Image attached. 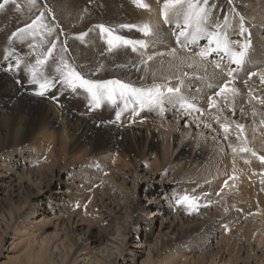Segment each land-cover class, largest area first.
<instances>
[{"label": "rangeland", "instance_id": "1", "mask_svg": "<svg viewBox=\"0 0 264 264\" xmlns=\"http://www.w3.org/2000/svg\"><path fill=\"white\" fill-rule=\"evenodd\" d=\"M25 1L8 0L0 8V264H41L40 261L31 260L39 249L46 251V254L41 253L45 264L48 260L52 264H157L160 261L162 264H195L202 257L204 264H264V233L261 231L257 235L254 228L264 214V183H261L264 163L259 160L256 167L249 166L247 169L251 172L247 171L248 176L244 181L238 179L232 183L229 177L216 181L204 158H191L190 155L197 151H192L193 145H179L176 142L170 149L168 147V154L164 157L157 148L142 152L143 141L139 147L131 142L128 147L120 144L113 148L109 144L96 142L97 132L102 129L100 126L112 124V119L102 113L109 101L101 100L96 106L89 94L80 95V88L75 92L63 84L61 72L57 69L63 70L67 65L90 81L102 83L118 79L133 88H141L140 81L127 82L125 69L119 68L121 63H116L119 67L114 66L110 75L101 74L97 65L103 55L98 54L99 43L89 49L90 54H86L85 48L78 51L77 56L70 50L73 43L69 38L72 40L75 37L84 43L86 37H97L100 23L96 16L98 2L103 0H91L90 5L77 9L84 16L90 14L94 22L90 29H73L71 34L58 28L46 0L31 1L34 7L29 15L31 22L26 24V37L18 36V24H11L8 36H4L1 25L16 23L17 16L25 13ZM3 2L0 0V3ZM126 2L123 4L120 0L119 5L118 0H105L101 8H105L110 15L107 16L108 20L112 22L104 27L110 29L113 35L130 42L122 45V51L127 56L133 49L131 43L141 45L148 40L141 34L146 25L138 23L140 16L130 20L123 16ZM189 2L196 4L198 9H204L201 18H206V28L207 22H211V14L216 22L222 21L217 31L220 36L231 17H237L242 25L247 23L248 0H207V3L205 0H185V3ZM17 9L18 13H15ZM136 10H141V7H136ZM215 14L219 20L214 17ZM72 15L75 16V13ZM38 17V24L28 29L27 26ZM122 20L131 23H122ZM51 26L55 31L48 32V45L40 49L41 40ZM186 29L182 27L178 32L171 31V34L178 38L192 37L191 31ZM180 32L183 35H179ZM129 33L134 35L128 37ZM248 35V31L244 30L245 39L241 40L247 50L251 43V39H246ZM141 36L143 42L140 41ZM208 36L200 38L197 46L200 48L198 51L195 48L192 54L205 49L209 44ZM259 36L264 41V27H261ZM48 48L51 49L50 55ZM46 55L47 60L40 68L43 76L37 75V79L41 82L47 79L52 83L41 96L36 94L40 87L32 82L29 68L36 65L37 57L43 59ZM213 59L210 58L211 61ZM250 59L254 60L253 69H248V66L243 71L236 63H231L229 67H216L215 72L219 76L216 81L211 79L213 82H209L211 89H206L203 84L198 87L205 99L208 100L211 95L207 90L217 95L224 85L238 81L250 98H260L256 105L258 113L264 117V97L259 94L264 83H260L256 89L249 88L254 84L251 83V76L255 75L251 74H260L264 61L258 63V59ZM206 65L209 66V62ZM210 66L215 67L213 62ZM131 77L134 75L131 74ZM184 77L188 80L191 74L187 73ZM153 86L148 84L143 91L147 93ZM179 93L178 98H186L182 90ZM7 95L10 99L3 102L2 97ZM207 103L210 104V101ZM61 104L66 109L63 115L69 125L74 119L77 122L87 120L89 135H78L69 128L64 131L65 141L60 139L62 130L53 127L50 106L61 109ZM241 107L239 111H233L222 106L218 114L207 117L205 114L209 106L201 110L200 107L194 110L188 107L181 110L173 108L170 112L171 108L164 104V108L170 112L165 119L176 125L177 134L181 128L187 131L188 138L204 132L214 144H224L226 155L232 156L236 154L231 151L237 143L234 135L208 131L202 121H211L214 131H219L216 121L221 115L227 120V127H233L235 123L251 129L254 123L250 110L245 103ZM241 111L248 117L240 118ZM28 117L36 122L33 132L16 144L12 139L4 141L5 133L10 136L18 129L13 121L23 123ZM140 120L132 121L136 128H140ZM47 125L49 132L54 134L51 147L43 139ZM77 135L82 137L78 144L75 142ZM154 135L160 146L164 140ZM154 153L161 164H158L157 170L153 167ZM252 171L255 173L252 174ZM184 196L190 197L195 206L178 203ZM148 211H152L150 216ZM149 220H152V225ZM180 232L184 234L182 237L177 235Z\"/></svg>", "mask_w": 264, "mask_h": 264}, {"label": "bare ground", "instance_id": "2", "mask_svg": "<svg viewBox=\"0 0 264 264\" xmlns=\"http://www.w3.org/2000/svg\"><path fill=\"white\" fill-rule=\"evenodd\" d=\"M31 1L32 0L25 1V13L17 16L16 23L11 22L9 26H7L6 23H4V25H1L4 36H8V29H10L11 24H18V29L20 30L25 29L26 24H29L31 22L29 15L31 14V9H33L34 7ZM104 1L105 0H103V2H98L99 9L97 10L98 15L96 16L98 17L97 19L100 20V23L97 27L98 30L96 31L97 37H86L87 39L85 38L84 43H81L75 37H73L72 40L69 38V40L73 43V46L70 45V50L76 55L78 54V51H80L82 48H85L86 54H88V52L90 54L89 49L91 47H95L96 44L99 43V49H97V51L98 54L103 55H101V58L98 60L97 65L102 71L101 74L110 75L114 66L117 68L119 67L116 65V63H121L122 66L119 68L125 69V73L127 76L126 80L128 83H132V80L141 82V88L136 89L144 90V87H146L148 84L155 85L150 88V90L153 91V93L156 95V100L153 103L145 102L141 104L137 103L131 97H129L127 101L117 97L115 103L109 102L108 105H105L103 107L102 113H104L105 117H109L112 119V124L110 123L109 125L104 124L100 126V128L102 129L101 131L97 132L96 142L109 144V146L113 148V146L120 144L123 147H128L130 146L131 142H135V146H140V143L143 141L142 152H144V150L153 151L157 148L161 150L164 157L166 154H168L167 152L170 149V146L172 144H175L176 142L179 145L183 143L187 145L189 144L191 146L193 145L192 151H195L196 149L197 151L191 154L190 157L192 158L193 156H195L196 158L200 159L204 158L205 162H207V167L211 173V176L216 179V181L222 180L225 177H229V180L231 182L234 180L236 182L238 179L244 181V179L248 176V172H251L247 168L249 166L256 167L255 164L259 161L257 157H264V117L260 115L261 113H258V106L256 105L257 102H260V98H250L248 93H244V88L238 81H235L233 83H227L228 87L230 89H233L234 91H227L222 93L221 95H216L212 91L207 90L208 94L211 93V95L209 96L210 98L208 100L205 99V96L203 95L204 93L200 91L201 88L199 89L198 87L203 84L206 85V89H211L212 84L210 83L214 80L216 81L219 76V73L215 72L216 67H225L230 65L231 63H234L231 53L239 54L241 51H243L244 55L241 63L236 64L241 66V70L243 71L246 70L248 66V69L254 68V64L252 63L254 60H251L250 58L254 57L258 59V63L264 61V41H262L259 36V31L261 30V27H264V0H248L249 3L246 8V25L240 24L237 17H231L226 23V28H223L224 33L223 35H221L222 37L219 35L220 32L217 33V31H219L222 21L216 22L214 19H212V14L211 22H207L208 28H206L204 24V20L206 18L202 17L200 18V20H198L194 14L192 16V19L190 21H187L186 23V17L190 12L188 3H184L182 5H177L174 8H170L167 12V18H165V0H139V3L146 5L145 7H141V10H136V7H138L137 0H131V2L127 0V6L124 5V8L122 6V8L125 10L123 11V16L125 18H128L129 20L140 16V20L138 23L146 25L148 28L147 35H145L144 31H142L141 33L145 36L144 39L148 41L143 44V47L141 45L131 43L133 49L131 48L129 52L130 54H128L127 56L122 51L124 50L122 46L124 44H119V48L114 47L110 51L109 46L107 44L108 36L106 33H102L100 30L101 25L107 26L109 24H112V22L108 20L109 18L107 17L110 15H108L104 7L101 8L102 6H104ZM119 1L120 0H118V4ZM89 2L91 3V0H46V4H48L47 6H49V9H51V16H53L54 21L58 22V28L63 29L64 33L67 34H71V31H74L73 29L83 31L91 28L94 20L90 19V14L84 16L82 12H77V9L80 6L85 5L86 7ZM124 2L125 0H122L123 4H125ZM20 12H22V10ZM15 13H18V9L15 11ZM73 13H75V16L72 15ZM214 17L219 20L217 14H215ZM123 22L126 21L122 20V23ZM129 23L131 22L128 21L127 24ZM182 27H184L185 29L187 28L186 31H191L193 36L188 38H178L171 34V31L175 30L176 32H178ZM49 29H51V31H55L53 26L49 27ZM49 29H47V31L45 32L44 39L41 40L42 46H40V49L45 48L48 45L47 36ZM244 30L246 32L248 31L249 34L248 38L246 39H251V43L249 46L250 49L248 48V50L246 47H244V42L241 41L245 39L243 38ZM119 31H122V29H119ZM214 32L227 42V47L229 49L228 53L221 50H215V44H213V46L206 44L205 49L203 48L204 50L209 49L211 47V49L213 50L210 51L209 54L205 57H201L200 55H198V53L204 51L203 49L197 52V54L191 53L192 51H195V48H197L198 44L201 41L200 38H202V36L211 35ZM17 33L18 36L20 34L26 37V31H18ZM133 35V33H129L128 37ZM179 35H181V32L179 33ZM244 37H247V35H244ZM144 39L142 38V36L140 37V41ZM116 48L118 50H116ZM199 48L200 46L197 48V51ZM210 55L214 58L213 61L210 60ZM149 57H151V59H149ZM208 62L209 66L210 63L213 62L215 67L213 68L211 66L209 67L208 65H206ZM119 72H116V74L122 75V73L119 74ZM187 73L191 74V77L188 79L191 80V82H188V80L184 79V76H186ZM131 74L134 75L133 78L131 77ZM261 75H264V69H261L260 74L257 73V75L251 76L253 77V82L251 83L254 84L250 85V89H256L258 87V85L261 83ZM211 79L213 81H211ZM159 81L161 82L160 85L157 87ZM0 85H2V80H0ZM169 89H173V91L169 92ZM176 89H178V91H175ZM189 89L191 90L188 92ZM181 90L183 92L182 94H184L183 96L186 97L185 99L178 98L179 96H177L180 94L179 91ZM75 92L78 91L76 90ZM85 92L86 91L81 89L79 94L88 95V93ZM259 94L260 96L264 97V87L259 92ZM9 99L10 96L8 95L2 97L3 102L8 101ZM102 100H106V102L108 101L107 99ZM193 100H196V102H193ZM210 100L213 104V106L211 107L210 104L207 103V101ZM244 100H246V102H244ZM231 101L234 102L232 103ZM244 103L245 106H248L250 110L251 120L254 123L251 129L246 125H242L243 129L241 130L237 127L238 124L235 123L233 125L229 124L233 127H227V120L224 117L221 118V115L219 117L220 119L216 121V126L219 131H214V126L212 125L213 123H211V121L209 123H207L206 121H202L203 126L205 125L206 130L208 131H213V133L221 132V135L225 134V136L234 135V137L237 139V143L233 147L237 149V151L235 152L236 154L234 156L226 155L224 150V144H214V142L211 140L212 138H207L204 132L198 135L192 134V136L188 138L187 131L181 128L177 131V134L175 132L176 125L165 119L166 116H170V112H172L173 108L181 110L182 107H188L189 109L194 110L196 109V107H200V109H198L201 110V108L209 106L208 113L205 114L208 117V115L218 114L221 111L222 106L227 109L229 108V110L239 111ZM164 104L166 106H169V109L171 108L170 112H168L169 109L166 110L164 108ZM180 104H183L185 106H180ZM55 106H50V108H52L51 114H53L54 116H52L53 119L51 122L53 124V127L62 130L60 134L61 140L65 141L64 131L69 128L71 131L74 130L75 132H78V135L80 133L86 134L88 132V130L90 129V125L86 119L83 122H77L74 119L72 125H69L65 121L63 115V112L66 109L63 108L62 104L60 106L61 109L57 107L55 108ZM245 116L248 117L245 112L242 113L241 111L240 118H243ZM15 117L14 119H16ZM158 118L159 120H156ZM135 119H141V122L139 123L140 128H136L134 123H132V121ZM14 124L18 125V129L14 130V132L12 133L13 135L9 134L12 137L8 136V133H5L4 141H6V139H12L13 143H19V141L24 140L29 133H32L34 128L36 127V122L31 117L25 119L23 123H17L14 120L13 125ZM49 124L50 122H48V125ZM48 125L45 127L43 139L46 144L51 147L54 142V134L49 132ZM222 125L228 128L227 132L224 131ZM241 131L243 132V135H241ZM154 134H157L159 138L164 140L163 143L160 142V146H158L159 140ZM78 135L75 136V142L77 144L81 141L82 138ZM87 135L89 134L87 133ZM241 147H248V149H251L252 151L241 152L239 151ZM233 148L231 149L232 152ZM182 151L184 153L186 152L184 151V149ZM252 152H255L256 155H252ZM113 155L115 158H117V154L115 155L114 153ZM152 157H154L153 167H155V170H157L158 164H160V160L158 162L159 158L155 153ZM155 161L158 163H156ZM254 173L255 172L252 171V174ZM232 177H235V179H232ZM249 203L253 204L250 202V200ZM151 213L152 211H148L147 214L150 216ZM263 220L264 214L261 215L260 222L256 224V226H254L256 231L255 234L257 235H259L261 231L264 233V222H262ZM149 221L152 225V220ZM150 228L153 227L151 226ZM146 234L149 233L146 232ZM177 235L182 237L184 234L180 232ZM45 252L46 251H44V249H39L36 254L32 255L31 260L36 262L40 261L41 264H45L46 261L43 258L44 255L41 254ZM202 259H204V257H202ZM202 259H197L198 262H195V264H204V261ZM46 264L52 263L50 262V260H48ZM157 264L162 263L160 261ZM235 264H237V262Z\"/></svg>", "mask_w": 264, "mask_h": 264}, {"label": "snow or ice", "instance_id": "3", "mask_svg": "<svg viewBox=\"0 0 264 264\" xmlns=\"http://www.w3.org/2000/svg\"><path fill=\"white\" fill-rule=\"evenodd\" d=\"M32 2L34 3V0H32ZM137 2H138V6L140 7L146 6L142 3H139V0H137ZM7 3H8V0H4L3 3H0V8H3L4 5ZM183 3H185V0H165L164 2L165 18H167V12L170 8H174L177 5H182ZM205 3H207V0H205ZM188 7L190 9V12L186 17V23L187 21H190L192 19L193 14L199 20L202 16V13L204 12V9L202 8L198 9L196 4H193L190 2L188 3ZM39 19L40 18L38 17L36 20L32 22V24L28 25L27 26L28 29L34 28L38 24ZM100 30L102 33H106L108 36L107 44L109 46L110 51L114 47H117L119 44L127 45L130 43L129 41L124 40L119 36L113 35L112 31L110 29L105 28L103 25L100 26ZM24 31L25 29H20V32H24ZM143 31L145 35L148 34L147 26L144 27ZM50 32H51V29H49V34ZM13 35H16V33H13ZM181 35H183V33H181ZM208 41H209V45L215 44L216 46L215 50L225 51L226 53L229 52V49L227 47V42L224 39H222L218 34L213 33L209 35ZM141 46L142 47L144 46L143 43H141ZM212 50L213 49L211 48L206 49L198 53V55H200L201 57H205ZM50 54H51V49L48 50V55ZM243 55H244L243 51H241L239 54L231 53L233 62L236 64L241 63ZM149 59H151V57H149ZM46 60H47V55L44 56L43 59H41L40 57H37L36 65L31 66L29 68V71L32 73V82L38 83L40 87V91H38L36 94L41 95V96L44 95L45 92L51 87V83H52L48 81L47 79H44L43 82L37 79V75L43 76V73L40 71V68L45 63ZM17 65H19V61H17ZM57 71L61 72V78H62L61 82L63 84H65L72 91H76L78 88L83 89L89 94L91 99L95 102L96 106H99L100 101L102 99H107L109 102L115 103L117 97L125 101H127V99L131 97L137 103H141V104L145 102L153 103L156 100V95L153 93V91L150 90L149 92L145 93L143 90L133 88L130 85L122 83L119 80H109V81H105L102 83L90 81V80L84 79L78 72H76L75 69L70 68L67 65H64L63 70L58 68ZM229 75H231V73H229ZM251 75H257V73H252ZM260 79H261V83H264V75H261ZM172 91L173 89H169V92H172ZM175 91H178V89H176ZM227 91H234V90L230 89L228 85L226 84L220 89V92H218L217 95H221L222 93L227 92ZM211 106H213V104L210 100V107ZM222 127L224 128L225 132L228 131V128L226 126L222 125ZM237 127L240 128L241 130L243 129L242 125H237ZM241 135H243L242 131H241ZM236 151L237 149L233 148V152H236ZM239 151L245 152V151H252V150L248 149L247 147H241ZM252 155L255 156L256 153L252 152ZM257 158L262 163H264V157H257ZM261 177H262L261 183H264V173H261ZM232 179H235V177H232ZM178 203H185L189 205L190 207L195 206L192 199L188 196L182 197L181 200L178 201Z\"/></svg>", "mask_w": 264, "mask_h": 264}]
</instances>
